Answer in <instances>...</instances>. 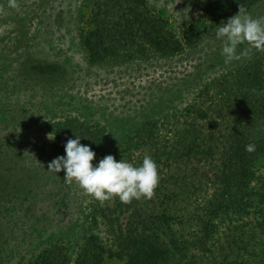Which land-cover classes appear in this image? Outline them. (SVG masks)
<instances>
[{"label":"trees","instance_id":"1","mask_svg":"<svg viewBox=\"0 0 264 264\" xmlns=\"http://www.w3.org/2000/svg\"><path fill=\"white\" fill-rule=\"evenodd\" d=\"M84 1H92V8L87 15L80 11L77 33L90 64L114 61L118 50L137 59L144 55L141 40L167 56L203 38L199 15L175 32L145 9V0ZM257 1L204 0L200 12L213 28L240 5L247 9ZM227 65L198 90L185 110L188 118L164 135L145 116L107 150L101 148L107 138L104 124L70 116L53 121L49 127L56 150L65 151L67 140L77 135L99 156L105 151L104 156L129 159L137 152L141 164L150 156L161 178L151 199L124 204L114 197L101 206L93 198L78 229L75 223L69 236H47L39 249L22 252L16 264H102L104 256L123 259L124 264H264V51L253 48L241 61ZM18 68L28 79L52 82L58 78L51 75L62 70L27 53ZM199 96L202 104L195 102ZM250 143L256 145L254 152L246 151ZM14 163L10 148L0 146V199L11 205L16 197L32 196L26 180L35 177L17 176ZM177 164L183 166L178 169ZM199 185L211 187L207 196L194 194ZM221 217L227 221L217 232Z\"/></svg>","mask_w":264,"mask_h":264},{"label":"rangeland","instance_id":"2","mask_svg":"<svg viewBox=\"0 0 264 264\" xmlns=\"http://www.w3.org/2000/svg\"><path fill=\"white\" fill-rule=\"evenodd\" d=\"M17 2L19 7L11 8L8 0H0L3 8L0 12V146L13 152L17 176L35 173V177L26 180L32 184L29 199L16 197L13 205L0 199V264H16L22 252L28 254L30 250L39 249L47 236L63 233L69 236L74 231L70 232V226L77 223L78 229L94 198L75 181L65 183L63 169L58 173L47 169L57 156L66 155L65 151L56 150L53 139H49L53 136L49 127L53 121L70 116L104 124L107 138L103 149L132 130L145 116L154 121L158 133L164 135L172 126L178 127L177 124L188 118L185 110L194 102L193 98L204 82L216 78L222 68L229 67L227 64L245 57L226 64L222 55L224 38L216 36L222 23L239 9L211 28L205 14L200 12L204 0L143 2L145 9L161 17L165 27L175 32L192 16L199 15L204 34L194 47L163 56L141 40L144 55L137 59L128 58L123 55L124 50H118L117 62L106 59L93 64L88 63L77 33V25L82 24L80 11L87 15L92 1ZM142 10L138 9L139 12ZM246 10L253 18L264 16V0H258ZM246 48H250L247 43L238 45L237 54ZM26 53L45 64L57 63L62 70H57L51 77L58 79L38 81L24 76L18 62ZM200 98L204 99L199 96L195 102L202 104ZM95 153L94 166L105 151L100 156L98 151ZM136 155L134 152L129 159L121 156L117 161L122 159L140 166L141 161H137ZM260 162L256 163L257 170L261 168ZM177 166L180 169L183 164ZM186 166L188 168L189 164ZM198 188L202 193L197 190L194 194L207 196L211 187L199 185ZM58 189V194H50ZM252 216L248 214L247 218ZM119 218L122 220L123 216ZM226 221L222 217L217 219V232L223 230ZM97 229L101 234L100 224ZM262 244L264 247V242ZM102 264H124V260L104 256Z\"/></svg>","mask_w":264,"mask_h":264},{"label":"clouds","instance_id":"3","mask_svg":"<svg viewBox=\"0 0 264 264\" xmlns=\"http://www.w3.org/2000/svg\"><path fill=\"white\" fill-rule=\"evenodd\" d=\"M9 7L18 8L17 0H8ZM3 8L0 7V12ZM217 38H224L222 55L225 63L240 60L248 56L251 48L264 51V16L253 18L243 5L234 16L222 23L216 32ZM247 43L250 48L237 54L238 45ZM80 136L68 139L65 144L66 155L57 156L49 164V170L65 171L64 181L72 184L75 181L88 195L98 200L101 206L105 201L119 197L121 203L129 204L133 199L141 197L151 199L159 185L158 165L148 155L143 158L140 166H134L125 160L117 161L111 154L104 156L93 165L96 153L90 146L80 143ZM49 139H54L49 136ZM256 145H246V151L254 152Z\"/></svg>","mask_w":264,"mask_h":264}]
</instances>
